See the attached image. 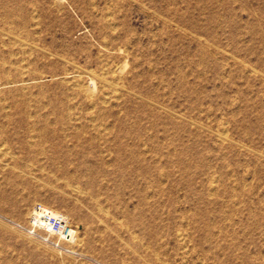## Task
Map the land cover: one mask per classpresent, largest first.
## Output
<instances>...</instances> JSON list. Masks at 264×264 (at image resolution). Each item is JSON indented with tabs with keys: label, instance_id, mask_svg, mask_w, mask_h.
<instances>
[{
	"label": "rangeland",
	"instance_id": "374dc122",
	"mask_svg": "<svg viewBox=\"0 0 264 264\" xmlns=\"http://www.w3.org/2000/svg\"><path fill=\"white\" fill-rule=\"evenodd\" d=\"M2 3L18 13L0 63L19 73L0 81L4 264H264V0Z\"/></svg>",
	"mask_w": 264,
	"mask_h": 264
},
{
	"label": "bare ground",
	"instance_id": "6f19581e",
	"mask_svg": "<svg viewBox=\"0 0 264 264\" xmlns=\"http://www.w3.org/2000/svg\"><path fill=\"white\" fill-rule=\"evenodd\" d=\"M1 2H4L5 0H0ZM34 8V7H33ZM32 8V9H33ZM35 11H36V8H35ZM35 11H34V13H35ZM17 13H18V9H16V8H10V7H7V6H5V3H2L1 5H0V17H2L3 16V18H6L7 20H14V18H16V16H17ZM35 15V14H34ZM34 15H33V18H36V17H34ZM20 16V15H19ZM36 16H37V14H36ZM32 17V16H31ZM108 18H110V17H108ZM34 20V19H33ZM36 20H37V18H36ZM35 20V21H36ZM111 20V19H110ZM14 22V21H13ZM112 22H114V21H112ZM34 23V22H33ZM6 24H7V22H6ZM6 24H5V22L4 23H0V38H1V35H5V34H11V33H14L15 32V29H16V27L15 26H13V25H9V26H6ZM13 24V23H12ZM37 24V23H36ZM21 29V28H20ZM28 29V28H27ZM22 30V29H21ZM20 30V31H21ZM25 31V30H24ZM22 33V32H21ZM19 34H20V32H19ZM17 35H18V33H17ZM21 35V34H20ZM11 36V35H10ZM13 36V35H12ZM19 36V35H18ZM18 36H15V37H17L18 38ZM21 36H23V35H21ZM8 37V36H7ZM28 37V36H27ZM26 37V38H27ZM3 39H5V38H3ZM19 39V38H18ZM27 40V39H26ZM18 41H20V40H18ZM33 41V40H32ZM4 42V41H3ZM18 43V42H17ZM35 43V42H34ZM4 44V43H3ZM8 44V43H7ZM16 44V43H15ZM24 44V43H23ZM21 44H19V46H20ZM27 45H29V43L27 42ZM26 45V43H25V46H27ZM33 44H31V46H32ZM22 48V47H21ZM26 48V47H25ZM43 48V47H42ZM27 50V49H26ZM22 51V50H21ZM20 52V51H19ZM27 52V51H26ZM23 53V52H22ZM28 53V52H27ZM26 53V54H27ZM31 53V52H30ZM13 54V53H12ZM16 54V53H15ZM19 55V54H18ZM13 56V55H12ZM30 56V55H29ZM24 60V59H23ZM22 60V61H23ZM26 60V59H25ZM4 63V62H3ZM3 63H0V81H1V83H13V82H16V81H18L19 79H17V76L19 75V73H16L14 76V78H10V76L8 75V73H7V71L5 70V67H4V65H3ZM18 63V62H17ZM21 63V62H20ZM108 63V62H107ZM113 63V62H112ZM111 63V64H112ZM7 64H9V63H6V65ZM19 64V63H18ZM109 65H110V63H108ZM108 64H106V65H108ZM124 64V63H123ZM122 64V65H123ZM11 65L13 66V64L11 63ZM105 65V66H106ZM30 66V65H29ZM75 66V65H74ZM119 66V65H118ZM25 67V66H24ZM124 67L125 66H123V69L122 70H124ZM19 68V67H18ZM20 68H22V67H20ZM109 68V67H108ZM114 68V67H113ZM121 68V67H120ZM16 69V68H15ZM14 69V70H15ZM23 69H25V70H27L26 68H23ZM34 69V68H33ZM111 69V68H110ZM117 69H118V67H117ZM2 70H4L3 72H2ZM30 70V69H29ZM83 70H85V69H83ZM91 70V69H90ZM119 70H121V69H119ZM121 70V71H122ZM9 71V70H8ZM33 71H35L36 72V70H33ZM32 71V72H33ZM85 71H88V70H85ZM94 71V70H93ZM93 71H88L89 72V77H90V79H91V81L93 82V84H98V83H100L103 87L104 86H107L108 85V87H109V85L111 84L110 83V81L111 80H113V79H111L110 81L108 80L109 78H107L106 77V75L103 73V74H97V73H95V72H93ZM96 71V70H95ZM107 71L109 72V70L107 69ZM113 71H114V73H115V69H113ZM1 72H2V74H1ZM105 72V71H104ZM112 72V71H111ZM123 72V71H122ZM11 73V72H10ZM38 73V72H37ZM40 73V72H39ZM75 73V72H74ZM106 73V72H105ZM113 73V74H114ZM24 74H25V71H24ZM23 74V75H24ZM34 74V73H33ZM43 74V73H42ZM83 74V73H82ZM109 74H111V73H109ZM108 74V75H109ZM123 74V73H122ZM122 74H121V77H122ZM75 75H76V73H75ZM78 76H80L79 75V73L77 74ZM76 75V76H77ZM105 75V76H104ZM124 75V74H123ZM86 76V75H85ZM26 77V76H25ZM34 78V77H33ZM48 78V77H47ZM115 78H116V76H115ZM74 79V78H73ZM119 78H117V80H118ZM21 80H26V78H22ZM81 80H83V79H81ZM88 80V79H87ZM120 80L122 81V79L120 78ZM34 81V80H33ZM43 81V80H42ZM65 81V80H64ZM90 81V80H89ZM23 82V81H22ZM29 82V81H28ZM32 82V81H31ZM35 82V81H34ZM95 82V83H94ZM111 82H113V81H111ZM117 82H120V81H116L115 83H117ZM21 83V82H20ZM25 83V82H24ZM36 83H37V81H36ZM76 83H79V84H81V83H83V82H76ZM114 83V82H113ZM31 84V83H30ZM11 85V84H10ZM26 85H29V83H27ZM75 85V84H74ZM82 85V84H81ZM86 85V84H85ZM85 85L83 84V89H84V91L83 92H86V93H93V89L92 90H90L91 88L90 87H85ZM88 85V84H87ZM90 85V84H89ZM116 85H118V84H116ZM3 86V85H2ZM7 86V85H6ZM77 86V85H76ZM79 86V85H78ZM101 86V87H102ZM111 86H112V84H111ZM115 86V85H114ZM114 86H113V88H114ZM122 85H120V87H121ZM96 87V86H95ZM98 88H99V85H98ZM105 88V87H104ZM103 88V89H104ZM123 88H125V87H123ZM123 88H121V89H123ZM27 89V88H26ZM80 89V88H79ZM82 89V88H81ZM97 89V88H96ZM116 89V88H115ZM114 89V90H115ZM11 92H12V89H9ZM25 90V89H24ZM110 90L112 91V89L110 88ZM118 90V89H117ZM2 91V90H1ZM79 91H81V90H79ZM108 91V90H107ZM45 92V91H44ZM82 92V91H81ZM96 92H97V90H96ZM109 93H110V91H108ZM108 92H106L105 93V91H104V95H106ZM112 94L111 95H113L114 93L113 92H111ZM19 94V93H18ZM30 94V93H29ZM32 95H34V94H32ZM37 95V94H36ZM90 95V94H89ZM88 94H87V96H89ZM108 95V94H107ZM119 95V94H118ZM86 96V97H87ZM92 96V95H91ZM93 96H94V94H93ZM116 96V95H115ZM4 97V96H3ZM35 97V96H34ZM108 97V96H107ZM92 98V97H91ZM47 99V98H46ZM100 99H101V97H100ZM109 99V98H108ZM107 98H106V100H108ZM105 100V99H104ZM3 100H2V98L0 97V110H2L3 109V102H2ZM39 101V100H38ZM98 101V100H97ZM100 101V100H99ZM102 101H103V99H102ZM40 102H41V100H40ZM93 102V101H92ZM108 102V101H107ZM40 104V103H39ZM89 104H91V101H90V103ZM10 107V106H9ZM45 107V106H44ZM4 108H6V107H4ZM9 109V108H8ZM5 110V109H4ZM7 110V109H6ZM69 113V112H68ZM38 114V113H37ZM36 114V115H37ZM28 115H29V113H28ZM30 116H32V114L30 115ZM60 116V115H59ZM69 116V115H68ZM44 117V116H43ZM70 117V116H69ZM92 117V116H91ZM30 118H33V116L32 117H30ZM73 118H75V117H73ZM11 119V116H9L8 117V120H10ZM7 124V123H6ZM6 124H2L1 125V127H5V125ZM27 125H28V122H26L25 120H20L19 122H17V127H24L26 130H27V132H31V133H33L35 130H38V129H42L43 128V125L42 126H40V127H35L34 125H29L28 126V128H27ZM75 125V124H74ZM102 126H104V125H102ZM105 127V126H104ZM64 129V128H63ZM46 130H49L50 131V133H54L56 130H55V128H53V129H46ZM102 130H103V128H102ZM107 130V129H106ZM223 132H225V134H226V131L224 130ZM220 134H222L221 132H219ZM51 134V135H52ZM224 134V136L225 137H227L226 135ZM66 135V134H65ZM223 135V134H222ZM222 135H220V136H222ZM223 136V137H224ZM32 138H34L33 136H31ZM219 138H221V137H219ZM225 140V138L223 139V141ZM19 143H20V146H37V143L36 142H30V139H21L20 141H19ZM3 144V143H2ZM1 144V145H2ZM0 145V146H1ZM3 148V147H2ZM9 149V148H8ZM7 149V150H8ZM44 149V148H43ZM10 150V149H9ZM0 151H2L3 152V150H0ZM5 151H6V149H5ZM4 151V152H5ZM3 152V153H4ZM42 153V152H41ZM11 154V153H10ZM10 154H9V156H10ZM3 155V154H2ZM14 155H15V153H14ZM46 155V154H45ZM15 159V158H14ZM12 160H13V158H12ZM4 164V163H3ZM5 164H6V162H5ZM7 165V164H6ZM4 166V165H3ZM61 166V165H60ZM6 167H8V166H6ZM31 167V166H30ZM3 168V167H2ZM5 169V168H4ZM28 169V168H27ZM3 170V169H2ZM1 173V172H0ZM21 173V172H20ZM28 174V173H27ZM55 175V174H54ZM32 179V178H31ZM35 179V178H34ZM33 180V179H32ZM212 186V185H211ZM214 186V185H213ZM52 187V186H51ZM215 187V186H214ZM211 189V188H210ZM209 189V190H210ZM213 189V188H212ZM211 189V190H212ZM74 190V189H73ZM76 190V189H75ZM80 190V189H79ZM77 191V190H76ZM85 191V190H84ZM78 192V191H77ZM79 192H81V191H79ZM87 193V192H86ZM79 194H81V193H79ZM84 194V193H83ZM82 194V195H83ZM99 202V201H98ZM21 205V204H20ZM98 207V206H97ZM100 208V207H99ZM105 210H107L106 208H105ZM49 211L52 213V214H58V213H60L61 211L60 210H58V209H55V208H51V209H49ZM100 212H101V210H99ZM108 213H109V210L107 211ZM61 213H64V212H61ZM107 213V214H108ZM66 216H69L67 213H64ZM92 214V213H91ZM104 214H105V212H104ZM106 215V214H105ZM101 221V220H100ZM102 222V221H101ZM101 224V223H100ZM105 225V224H104ZM103 225V226H104ZM106 226H108V225H106ZM106 229V228H105ZM77 230V229H76ZM75 230V231H76ZM77 232V231H76ZM182 234V233H181ZM136 235V234H135ZM75 239V238H74ZM136 239V238H135ZM45 240V239H44ZM144 245V244H143ZM146 248H148V247H146ZM140 256V255H139ZM161 258V257H160ZM8 260V259H7ZM11 262V261H10ZM0 264H4V258H3V253H2V248L0 247Z\"/></svg>",
	"mask_w": 264,
	"mask_h": 264
},
{
	"label": "built area",
	"instance_id": "2783aa9c",
	"mask_svg": "<svg viewBox=\"0 0 264 264\" xmlns=\"http://www.w3.org/2000/svg\"><path fill=\"white\" fill-rule=\"evenodd\" d=\"M30 217L49 234L57 236L61 242L69 243L74 240L76 231L71 220L64 213L52 214L42 203L34 205Z\"/></svg>",
	"mask_w": 264,
	"mask_h": 264
}]
</instances>
